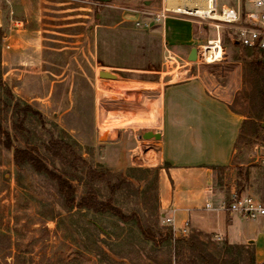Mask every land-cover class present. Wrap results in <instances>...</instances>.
Returning <instances> with one entry per match:
<instances>
[{
    "label": "rangeland",
    "instance_id": "1",
    "mask_svg": "<svg viewBox=\"0 0 264 264\" xmlns=\"http://www.w3.org/2000/svg\"><path fill=\"white\" fill-rule=\"evenodd\" d=\"M234 3L217 1L218 7ZM160 6L161 0H111L105 4L93 0H0L2 34L11 36L8 45L3 35L0 39L1 80L23 102L53 121L58 137L75 140L92 165L124 169L131 175L136 184L116 193V205L125 213L140 215L144 224L146 216L159 221V167L156 146L143 143L142 136L157 125L164 89L181 80L162 73L165 45L159 32L161 22L151 13ZM191 20L194 47L214 36L213 28ZM221 31L224 60L200 65L198 70L213 77L230 97L229 107L247 119L237 140L236 156L248 164L246 154L264 147L261 88L241 47L231 42V31ZM235 56L237 60H233ZM102 66L112 68L105 70L119 78L99 77ZM0 99H5L1 87ZM2 106L0 101L1 124L11 134L13 147L40 145L47 140L32 118L25 123L27 131L18 134L13 129L16 118L11 108ZM129 127L137 130L132 132ZM254 129L260 131V137L253 134ZM120 134L127 150L117 149L116 159L125 157L127 161L118 166L111 161L114 150L107 142ZM136 142L140 146L133 155L129 150ZM48 160L53 168L61 169L60 163ZM249 166L251 181L245 191L264 201V162ZM109 178L115 179L113 175ZM75 185L77 195L83 194L84 185L77 181ZM93 188L102 199L109 194L106 185ZM56 189L53 180L29 164L15 165L12 150L0 142V264H106L111 260L96 244L87 254L62 239L58 233L60 210L53 194ZM200 244L202 253L216 264H245L223 255L222 245L214 241ZM199 253L183 247L177 264L187 263L189 257L199 264Z\"/></svg>",
    "mask_w": 264,
    "mask_h": 264
},
{
    "label": "crops",
    "instance_id": "2",
    "mask_svg": "<svg viewBox=\"0 0 264 264\" xmlns=\"http://www.w3.org/2000/svg\"><path fill=\"white\" fill-rule=\"evenodd\" d=\"M159 32L164 45L187 60L195 46L194 22L168 17L159 24ZM2 35L8 43L11 36ZM229 98L213 77L200 70L192 79L170 83L164 89L157 125L151 129L150 138L142 136L143 143L157 149L158 224L171 229L175 237L202 236L220 245L251 246L254 263L264 264V216L248 219L227 209L236 191V143L247 120L229 107ZM107 144L114 150L111 161L125 165L127 158L116 159L117 149L127 150L124 136L120 134ZM139 146L136 142L129 152L134 155ZM246 156L248 164L239 158L240 165L257 164L259 147ZM53 194L60 210L58 233L82 252L92 253L96 244L127 264H174L173 239L156 246L142 237L134 220L122 221L109 212L68 207L57 189ZM241 194L251 195L245 190ZM167 218L170 223H166ZM106 264L126 263L111 259Z\"/></svg>",
    "mask_w": 264,
    "mask_h": 264
},
{
    "label": "trees",
    "instance_id": "3",
    "mask_svg": "<svg viewBox=\"0 0 264 264\" xmlns=\"http://www.w3.org/2000/svg\"><path fill=\"white\" fill-rule=\"evenodd\" d=\"M2 31L0 30V39ZM235 46H237L235 44ZM242 53L247 66L256 82L260 84V103L264 108V52L249 50L242 48ZM238 57H233V60ZM0 87L2 88L4 101L0 99L4 109L11 108L12 115L16 118L13 123V129L23 135L27 129L25 123L29 118L34 119L38 123L39 132L47 137V140L40 145H26L23 147H13L11 134L4 129L0 120V142L6 150H12V161L15 165L29 164L36 172L45 174L49 179L56 183V187L60 195L64 199V203L68 207L85 208L97 213L109 212L122 221L134 220L142 234V237L151 241L154 245H159L167 239H173V255L174 263L177 264V257L183 247L194 249L198 254L199 264H216L210 256L204 255L201 251L200 241L207 243L210 238L195 237H175L172 230L160 226L158 221H151L149 217H145V224L142 217L134 212L125 213L116 205V193L121 191L125 186H134L135 182L130 180L128 172L124 169H108L98 168L85 159L79 151V144L75 140H65L58 137L54 133L53 121H49L46 115L41 111L23 102L18 98L9 87L0 78ZM1 117V116H0ZM50 125V126H49ZM243 126L240 135L243 134ZM263 130V129H262ZM261 130V131H262ZM256 137H260V131L253 130ZM264 138V137H263ZM238 150V143H236ZM57 161L61 165V169H55L49 164L48 159ZM239 157L235 156L233 163L236 165V192L241 194L249 181L251 166L244 167L240 165ZM133 171V170H131ZM135 172V171H134ZM141 172V171H140ZM115 177L112 181L109 176ZM82 183L85 191L81 195H77V186L75 182ZM106 185L108 196L104 199L100 198L93 185ZM264 199V197H263ZM208 239V240H207ZM223 255H230V258L240 259L241 263L255 264L253 258V249L251 246H233L223 244ZM197 259V261H198ZM179 263V261H178ZM185 264H197L195 259H188Z\"/></svg>",
    "mask_w": 264,
    "mask_h": 264
},
{
    "label": "built area",
    "instance_id": "4",
    "mask_svg": "<svg viewBox=\"0 0 264 264\" xmlns=\"http://www.w3.org/2000/svg\"><path fill=\"white\" fill-rule=\"evenodd\" d=\"M200 1L208 3L209 9L205 14L198 12ZM217 1L161 0L159 9L151 12L156 22L162 23L171 16L190 20L196 19L215 30L212 38L196 46L197 57L195 62L180 58L165 45L162 73L171 76V78L180 76L181 80L179 81H185L196 75L200 65L221 63L225 57L221 31L223 28L231 31V42L237 46L264 52V0H235L233 5L221 4L220 7H218ZM183 2L192 7L181 9L180 7L170 8L168 6L169 3ZM261 148L259 147L260 156L257 160L264 162V154H261ZM205 207L207 208L208 205L206 204ZM227 209L248 219L264 216V204L259 199L253 195L238 194L236 191L231 195ZM165 221L170 223L169 218ZM182 234L185 235L186 230H183Z\"/></svg>",
    "mask_w": 264,
    "mask_h": 264
},
{
    "label": "water",
    "instance_id": "5",
    "mask_svg": "<svg viewBox=\"0 0 264 264\" xmlns=\"http://www.w3.org/2000/svg\"><path fill=\"white\" fill-rule=\"evenodd\" d=\"M93 1L96 3H99V4H105V3H109L111 0H93ZM196 57H197V49H196V47H193L190 50V53L188 55L187 60L191 61V62H195ZM98 76L103 77V78L115 79V80H117L119 78L118 74L111 72L109 70H104V69H101L98 71ZM146 135H151V134H150V132H148L145 134V136ZM155 137H157V135H155ZM261 154H264V147L261 148ZM103 250L111 259H113L117 262H120V263H126L127 264V262L124 259H119V258L115 257L107 249L103 248Z\"/></svg>",
    "mask_w": 264,
    "mask_h": 264
},
{
    "label": "bare ground",
    "instance_id": "6",
    "mask_svg": "<svg viewBox=\"0 0 264 264\" xmlns=\"http://www.w3.org/2000/svg\"><path fill=\"white\" fill-rule=\"evenodd\" d=\"M168 6L170 8H176V7H180L181 9L186 8L189 9L188 7H192L190 4L188 3H169ZM210 6V5H209ZM208 3L206 1H200L199 3V8H198V12L199 14H205L208 11ZM150 137L151 135H146V137Z\"/></svg>",
    "mask_w": 264,
    "mask_h": 264
}]
</instances>
